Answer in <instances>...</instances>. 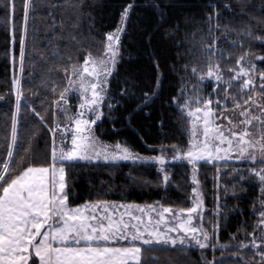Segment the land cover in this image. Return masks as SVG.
<instances>
[{"label": "trees", "instance_id": "1", "mask_svg": "<svg viewBox=\"0 0 264 264\" xmlns=\"http://www.w3.org/2000/svg\"><path fill=\"white\" fill-rule=\"evenodd\" d=\"M34 2L26 34L22 0H15L14 12L10 6L6 9L0 4V159L3 160H7L6 146L11 140L15 115L19 144L14 152L26 159L35 157L41 163L46 150L50 162L51 134L40 124L33 109L44 115L49 126H54L55 103L68 84L73 66H82L89 54L93 57L101 54L102 42L108 33L115 32L121 22V11L130 3L133 8L120 37L119 56L108 83L103 115L94 128L96 137L104 143H121L140 155H157L161 147L172 150L173 145L187 150L189 124L185 112L177 107L176 98L183 90L193 98L198 95L215 99L214 83L201 84L199 76H193L192 68L198 73L206 70L212 47L214 63L221 65L225 78L240 56H264V0H244L243 9L240 0H85L88 7L83 8L77 27H73L71 11L52 6L63 0ZM217 13L220 27L209 34L208 19L211 16L215 20ZM21 39L25 40L23 71ZM258 69L264 71V62ZM18 73L21 108L17 114L13 78ZM154 91H158V96L152 97L153 102L137 110L144 94ZM108 103L115 105L111 111ZM170 168L171 177L165 185L150 164H66L70 203L81 205L103 193L104 198L119 203L160 202L175 208L191 207L189 167L174 163ZM224 168L228 167L198 166L206 209L204 218L209 230L219 223L217 244L237 249L241 255L240 244L248 242L253 232L262 193L252 179L239 183L244 175ZM242 251L244 256L250 255L249 251ZM219 255L226 264L237 259L246 264L240 255H231L227 249L218 247L215 253L211 249L177 251L169 247L165 252L144 254V259L148 264L152 261L205 264L204 257Z\"/></svg>", "mask_w": 264, "mask_h": 264}, {"label": "snow or ice", "instance_id": "2", "mask_svg": "<svg viewBox=\"0 0 264 264\" xmlns=\"http://www.w3.org/2000/svg\"><path fill=\"white\" fill-rule=\"evenodd\" d=\"M22 3L26 34L27 20L30 12L35 10V2L22 0ZM0 4L6 9L10 6L15 11V0H0ZM52 6L64 12L71 11L73 27L78 26L83 8L88 7L85 0H63ZM240 7H246L244 0H240ZM132 8L131 3L123 8L120 25L115 32L106 35V40L102 42L104 49L101 58L89 54L82 69L73 66L72 76L76 79H68L67 86L60 92L59 101L56 102L57 110H61V102L68 103L66 93H80L79 111L75 115H70L67 108L62 109L64 119L69 123L63 127L59 122L49 126L44 115L33 109L40 124L47 127L53 137L50 162L46 150L45 159L41 163H37L35 157L26 159L19 152H14L19 144V136L18 121L15 115L12 117L11 140L6 146L7 160L0 159V264H148L144 254L165 252L169 247L185 251L195 246L200 250L211 249L215 253V233L219 223L214 224L211 233L202 224L198 226L194 223L197 218L203 220V201L196 188L192 190V206L186 208L165 206L160 202L144 206L118 203L104 198L103 193H98L95 200L79 206L70 203L66 164H92L101 160L108 164L121 161L155 164L159 165L158 171L163 174L164 184L169 182L166 167L168 152L165 148L161 147L159 155L142 157L121 143L104 144L96 137L93 127L103 115L101 106L108 97V77L115 68L120 35L125 31ZM208 23L209 34L218 30L219 14L215 20L210 16ZM63 25L62 19L59 22L61 30ZM53 26H56L54 18ZM20 45L23 71L24 39H21ZM215 59V53L212 52L207 58L205 71L198 73L195 67L191 70L193 76H199L201 84L205 80L215 81V99L198 95L193 98L186 96L183 90L176 98L177 107L182 113L187 111V116L191 118L188 121L191 124L188 130L190 140L186 151L173 145L171 158L186 159L192 165L194 184H198L195 170L199 161L215 164L217 161L235 158L249 162L248 175L254 176L264 185V71H260L251 61L245 63V56L242 55L236 60L235 68L229 67L230 75L225 78L221 65L214 63ZM257 59L264 60V57ZM159 84L158 79L157 87ZM254 92L261 100L253 98ZM156 96L158 91L145 93L143 103L137 110L153 102L152 97ZM228 96H232L234 107L240 108V115L244 117L238 123L229 118L228 124L231 127L217 123L221 117L216 115L218 110L227 108ZM20 100L21 93L18 91L17 114L21 108ZM213 104L216 108H213ZM114 106L108 103L109 111ZM252 107L260 109L259 113L253 114ZM254 121L258 122L255 132L251 130ZM58 133L59 147L56 144ZM68 139L71 141L70 147L65 146ZM261 191L257 228L251 233L253 238L250 245L241 242L240 248H250L253 255L259 258V264H264V187ZM218 247L221 250L227 249L231 255H240L239 250L228 248L227 245L220 244ZM151 264H155V261ZM208 264L226 262L216 261L214 257ZM228 264H240V260Z\"/></svg>", "mask_w": 264, "mask_h": 264}, {"label": "rangeland", "instance_id": "3", "mask_svg": "<svg viewBox=\"0 0 264 264\" xmlns=\"http://www.w3.org/2000/svg\"><path fill=\"white\" fill-rule=\"evenodd\" d=\"M120 37H121V35H120ZM105 40H106V38H105ZM227 42H228V40H227ZM103 49H104V46H103ZM214 49H215L214 47L210 48V50H209L210 53H212ZM102 56H103V50H102V52H101V54L99 56L94 57V58L99 59ZM257 57H264V56L263 55H252V56L245 55V63H247L248 61H251V62L255 63V65L258 68V67H260L261 64H263L264 60H258ZM117 60H118V57H117ZM83 65H84V63L82 64V66L75 67V68L78 69V70L79 69H82ZM235 67H236V65L233 66V68H235ZM113 71H114V69H113ZM72 72H73V68H72V71H71L70 79H73L74 80V79H76V77L72 76ZM19 76H20V74L18 73L13 78V84L15 86V92H16L15 94H16V97H17V92L18 91L20 92V90H19ZM110 77H108V80H110ZM258 79H259V77H258V74H257V80ZM205 81H210L212 83H215L214 80H205ZM106 87H107V90H108V84H107ZM257 88H258V85H257ZM66 95L68 97V103L67 104H63V102H61L62 109L63 108H67L69 110V114L70 115H75V113L77 111H79V107L78 106H79V104L81 102V100L79 98L80 97V93L78 91H69L68 93H66ZM253 98L256 99L257 101L261 100V98L258 95L255 94V92L253 93ZM1 101H2V99L0 98V102ZM227 105L228 106H227L226 109H222V110H218L217 111L216 115L221 117V119L217 120V123L224 124L226 127H231V125L228 124V119L229 118L234 123H238L239 121H241L242 119H244V117H242L240 115L241 109L234 107V101H233L232 96H228L227 97ZM102 106H101V111H102ZM244 107H247V105H244ZM213 108H216V105L215 104H213ZM62 109L61 110H57L56 103H55V107H54L55 122H59L61 124V126L63 127L64 125L68 124L69 122L64 119V114H63ZM259 111H260V109H258L256 107H252V109H251V112L253 114H258ZM185 115L187 117V120L189 121L191 118H189L187 116V111H185ZM100 120H98L97 123ZM188 124H189V128H190L191 127V124L189 122H188ZM257 124H258V122H256V121L253 122V125L251 126V130L253 132L256 131ZM93 127L95 128V125ZM240 127H243V125H241ZM237 130H239V129H237ZM50 134H51V132H50ZM51 138H52V142H53L52 134H51ZM189 139H190V136H189ZM52 142H51V145H52ZM56 144H57L58 147L60 146L59 133L57 134ZM104 144H107V143H104ZM107 145H111V144H107ZM65 146L66 147H70L71 146L70 139L67 140ZM167 152H168V163H167L166 167L168 169V176H169V179H170V177H171V168H170V166L171 165H174V163H172V161H174V160H172V158H171V152H172V150L168 149ZM135 154H137V153H135ZM159 154H160V150H159V152H158L157 155H159ZM140 156H142V157H148V156H153V155H140ZM176 161L177 162H175V163H181L183 165L188 166L189 169H190V172H189L190 173L189 174V182H190V187H189L190 206H192V194H193L192 190H193V188H196L199 191V193L201 195V199L203 201V207L201 209V211L203 213V220L201 221L199 218H197V219L194 220V223L197 224L198 226H200L202 224V226L211 233L212 230H213L214 225L209 230V229H207V224L205 223L206 219L204 217H205V214H206V209L204 207V196H203L202 186H201V184H200V182L198 180V175H199V173H198V171H199L198 170V166L200 164H210V165H212L213 163H207L205 161H199L197 163V167H196V170H195V174H196V179L198 181V184H194L193 181H192V176H193V167H192V165L189 164L186 159H184V160H176ZM81 163H83V162H81ZM93 163L108 164V163L103 162L102 160L99 161V162H93ZM119 163H132V162L131 161H121ZM137 164H140V163L137 162ZM215 164L225 165V167H228L227 169H231L232 168V169L240 172L241 174H243L244 176H242V178H240V180L238 181L239 183H242V182L244 183V182H247V181L250 182V180L252 179L254 182H256L258 184V186L260 188V193H262L261 189H262V187H264V185H261L260 182H259V180L257 178H255L254 176L248 175V169L250 167L249 162H241V161L236 160L235 158H233V159H229L227 161H223V160L217 161V162H215ZM150 165H153L156 168L158 175H160L161 178H163V174L158 171L159 165H155V164H150ZM224 169L227 170L226 168H224ZM132 204H135V203H132ZM137 205H141V204H137ZM77 206H79V205H77ZM141 206H144V205H141ZM259 206H260V204L258 205V213H257L256 220H255V223H254V226H253V230L257 228L258 221L260 219V217H259V211L261 210V207H259ZM215 238H216V240L218 239V231L215 233ZM252 238L253 237L250 234V238H249V241H248L249 245H250V242H251ZM218 245H220V243L217 244V247H218ZM177 247H179V246H177ZM190 248L198 249L195 246H191ZM243 250L250 252V255L244 256L243 251L241 249V255H240V257L243 259L244 262H246V264H259V258L257 256H254L253 255V252L250 251V248H243ZM200 251H204V250H200ZM214 257H215V260L216 261H221L223 259V256H220V255L219 256H214ZM214 257H211V258L204 257L203 258V261H204L205 264H208V262L209 261H212Z\"/></svg>", "mask_w": 264, "mask_h": 264}, {"label": "water", "instance_id": "4", "mask_svg": "<svg viewBox=\"0 0 264 264\" xmlns=\"http://www.w3.org/2000/svg\"><path fill=\"white\" fill-rule=\"evenodd\" d=\"M173 163H175V160L174 161H172Z\"/></svg>", "mask_w": 264, "mask_h": 264}, {"label": "crops", "instance_id": "5", "mask_svg": "<svg viewBox=\"0 0 264 264\" xmlns=\"http://www.w3.org/2000/svg\"><path fill=\"white\" fill-rule=\"evenodd\" d=\"M127 204H132V203H127Z\"/></svg>", "mask_w": 264, "mask_h": 264}]
</instances>
